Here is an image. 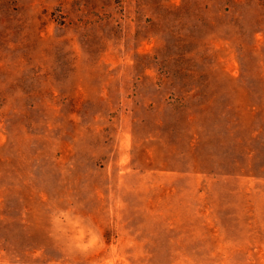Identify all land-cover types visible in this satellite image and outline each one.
Returning <instances> with one entry per match:
<instances>
[{"label": "rangeland", "instance_id": "374dc122", "mask_svg": "<svg viewBox=\"0 0 264 264\" xmlns=\"http://www.w3.org/2000/svg\"><path fill=\"white\" fill-rule=\"evenodd\" d=\"M0 264H264V0H0Z\"/></svg>", "mask_w": 264, "mask_h": 264}]
</instances>
